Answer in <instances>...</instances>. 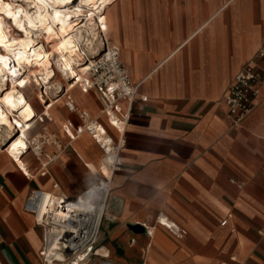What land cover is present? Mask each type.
Here are the masks:
<instances>
[{"label":"crops","instance_id":"obj_1","mask_svg":"<svg viewBox=\"0 0 264 264\" xmlns=\"http://www.w3.org/2000/svg\"><path fill=\"white\" fill-rule=\"evenodd\" d=\"M117 6L122 29L110 41L131 47V69L122 60L148 100L133 105L109 201L117 221L104 224L98 249L122 264H264V82L238 125L230 124L221 101L249 62L264 69L257 55L264 0H119ZM74 93L79 109L99 115L97 91ZM52 114L30 130L46 127L62 144L45 173L30 150L24 155L30 177L0 154V264L42 261L44 229L24 210L31 190L73 198L97 181L88 165L100 156L92 136L65 135L69 120L80 124L65 95ZM144 225H155L151 236Z\"/></svg>","mask_w":264,"mask_h":264},{"label":"bare ground","instance_id":"obj_2","mask_svg":"<svg viewBox=\"0 0 264 264\" xmlns=\"http://www.w3.org/2000/svg\"><path fill=\"white\" fill-rule=\"evenodd\" d=\"M115 1L0 0V45L5 46L4 53L0 50V154L16 161L30 176L33 174L24 155L30 150L34 136L30 135L31 127L40 113L34 99L42 106V111L50 103L46 113L54 118L52 109L63 101L64 93H73L77 87L83 91L82 85L88 78V60L102 53L105 37L109 41L114 37L109 15ZM84 16L87 20L81 25L80 19ZM112 27L118 34L121 29L118 23ZM54 63L63 71L64 78L57 73ZM98 113L93 118L101 120V131L113 134L112 141H116L120 137L118 129L112 126L102 109ZM101 131L99 139L110 148V135L106 136ZM65 135L68 137L67 132ZM91 140L99 149L100 156L88 163L89 169L96 176L111 177L109 162L113 154H106L93 137ZM90 148L94 151L91 144ZM66 195L54 197V205L47 210L50 213L47 222L49 228H53L47 234V259H63L64 250L70 253L77 251L82 258L85 251L79 250L93 239L94 225L97 226L93 223L97 212L92 210V196L86 192L73 198ZM61 205L63 207L59 208ZM57 229L58 233L53 234ZM98 253L108 255L104 247Z\"/></svg>","mask_w":264,"mask_h":264},{"label":"built area","instance_id":"obj_3","mask_svg":"<svg viewBox=\"0 0 264 264\" xmlns=\"http://www.w3.org/2000/svg\"><path fill=\"white\" fill-rule=\"evenodd\" d=\"M103 42H105V48L102 53L92 60H88V78L84 81L82 89L84 92L92 90L97 91L102 112L106 114L112 126L118 129L120 137L116 141H112L114 136L111 133L101 131V120L99 118L94 119L87 111L79 109L72 95L70 93L67 94V92L64 93L66 106L70 111L78 115L80 124H75L73 121L69 120L63 125V129L67 132L71 140L80 133H83V131H86L96 140L106 154L111 152L113 154V159L109 162V167L112 176L102 177L98 174L96 183L84 191V193L86 192L92 196V210L93 212H97L93 223H97V226L94 225V231L92 232L93 239L88 242V245L79 250L80 252L85 251L82 258L79 257L77 251L70 253V251L64 250L63 259H58L57 257L47 259L45 254L49 244L47 234L53 230V228H49L50 225L47 222V218L50 214L47 210L49 208L51 209L54 205V197L57 198L59 194L44 189L31 190L25 201L24 210L32 213L36 223L41 225L44 229V244L41 251L42 261L39 264H122L114 261L108 256L99 254L97 242L100 239L104 224L117 221L116 214L109 210L113 175L122 168V141L130 125L133 105L137 100L146 102L148 97L140 95L138 91L139 85L132 82L129 71L122 60L119 47L106 37ZM257 55L264 57V46L258 50ZM263 82L264 69L253 62H249L245 65L231 79L221 100L226 107L227 118L231 125L235 126L240 124L254 109L255 99L259 94V87ZM124 101L127 102V107L125 109L122 107V102ZM49 104L50 103H48L47 106ZM47 106L44 107V111L36 116L35 122L31 128H33L37 122L42 123L45 119H50V116L46 113ZM99 131L106 136L110 135V148L105 147L104 143L99 139ZM49 145L55 146L57 151L51 154L46 153L45 148ZM30 151L38 161H40L41 167L44 168L42 173H45V169H47L50 161L58 157L62 151V144L59 143L52 132L44 127L40 133L32 137ZM25 174L30 177L29 174ZM54 188H58V183L54 184ZM57 205H55L54 208H57ZM61 207L63 206H59V208ZM43 210L44 213L41 214ZM156 222L167 227L179 237H183L185 234L183 229L169 223L166 219H157ZM226 223L227 219L222 221V224ZM154 227L155 225H144L149 236L152 235ZM52 233H58V229L57 231L54 230ZM233 260L235 261L236 259ZM237 264L244 263L239 262Z\"/></svg>","mask_w":264,"mask_h":264},{"label":"rangeland","instance_id":"obj_4","mask_svg":"<svg viewBox=\"0 0 264 264\" xmlns=\"http://www.w3.org/2000/svg\"><path fill=\"white\" fill-rule=\"evenodd\" d=\"M118 2H119V0H117V1H115V4L116 5H114V7L110 10V18H109V24H110V28H111V34L112 35H114V37L115 38H117L118 39V34H116V32H115V29H114V27H112V26H114L116 23H118V25L121 27V29H122V17H121V15H120V12H119V8H118ZM114 12H116V13H114ZM85 17V18H84ZM84 17H81V19L80 20H82V22L80 23L81 25H84L85 24V22H86V17L87 16H84ZM142 17L143 18H146V15H142ZM117 18H118V20H117ZM80 25V26H81ZM15 28L16 29H18V30H16L18 33H20V31H19V28L17 27V26H15ZM113 37V38H114ZM121 47H122V59H124V61H125V63L130 67V69H131V67H132V64H133V60H132V55H131V52H132V50H131V47L130 46H128V45H121ZM4 49V50H3ZM0 50H1V52L2 53H4L5 52V46H3V45H0ZM55 60L56 59H53V62H55ZM55 65V68H56V71H57V73L62 77V78H64L65 77V75L63 74V71L60 69V68H57L58 66L56 65V63H54ZM76 91V93H74V95L77 97V96H81L82 94H81V89H80V87H77V89L75 90ZM74 91V92H75ZM71 95H72V93H70ZM50 96H52V94H50ZM66 99V98H65ZM34 103H35V105H36V107L38 108V110L40 111L41 109H42V106L39 104V102L37 101V99H34ZM62 103H64V98H63V101L62 102H60L58 105H57V107L58 106H60V105H62ZM85 103V102H84ZM81 104V106L82 107H86L87 105H85V104ZM100 107H98V111L100 110L99 109ZM93 114H97V113H93ZM38 133V132H37ZM36 134V133H35ZM35 134H30L31 136H33V135H35ZM100 240V239H99ZM99 240H98V242L97 243H99Z\"/></svg>","mask_w":264,"mask_h":264},{"label":"snow or ice","instance_id":"obj_5","mask_svg":"<svg viewBox=\"0 0 264 264\" xmlns=\"http://www.w3.org/2000/svg\"><path fill=\"white\" fill-rule=\"evenodd\" d=\"M0 59H2V57H0ZM21 83H23V82L21 81Z\"/></svg>","mask_w":264,"mask_h":264}]
</instances>
